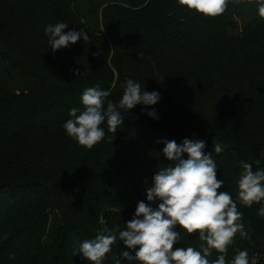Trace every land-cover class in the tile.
Here are the masks:
<instances>
[{
	"label": "trees",
	"instance_id": "obj_1",
	"mask_svg": "<svg viewBox=\"0 0 264 264\" xmlns=\"http://www.w3.org/2000/svg\"><path fill=\"white\" fill-rule=\"evenodd\" d=\"M57 22L90 39L53 52L44 30ZM127 79L159 92L158 103L118 109L124 124L116 133L102 124L105 138L91 150L66 134L86 88L110 90L107 99L118 104ZM153 110L158 119L147 115ZM185 138L206 142L220 191L234 200L241 162L264 168V19L256 0H229L218 17L177 0H0V264H89L75 249L102 221L117 236L125 229L137 203H150L157 167L171 163L163 141ZM237 206L248 236L237 234L226 260L247 250L264 264V202ZM176 230L174 247L199 249L198 234ZM121 251L128 249L117 239L103 264H115Z\"/></svg>",
	"mask_w": 264,
	"mask_h": 264
},
{
	"label": "clouds",
	"instance_id": "obj_2",
	"mask_svg": "<svg viewBox=\"0 0 264 264\" xmlns=\"http://www.w3.org/2000/svg\"><path fill=\"white\" fill-rule=\"evenodd\" d=\"M177 3L205 17H218L227 10L229 0H177ZM256 3L258 15L264 19V0ZM68 27L64 22H57L45 28L53 52L77 43L81 37L84 41L90 39L85 30L65 31ZM74 75H79L78 70ZM121 87L123 92L118 104L107 99L110 90H102L99 85L86 88L81 96L83 110L71 109V118L63 124L66 134L91 150L105 138L102 124L106 123L112 133L124 124L118 109L130 111L139 104L152 106L160 100L159 92L145 91L133 79H127ZM147 115L158 119L155 110L148 111ZM163 143V155L171 163L157 167L146 190L150 203H137L132 219L124 230L118 231V236L107 226V221H102L104 226L95 238L81 242L73 255L79 254L89 264H103L119 239L128 251H121L119 258L114 255L115 264H121V259L129 264H256L255 258L250 260L247 250H237L230 262L226 256L237 234L241 238L248 236L237 200L246 207L264 202V168L253 170L251 164L241 162L242 171L236 181L237 200H234L228 191H220L224 181L217 177L213 153L204 151L205 141L185 138L182 144L174 140ZM213 145L215 154L223 152L225 146L214 138ZM156 201L159 203L153 208L151 202ZM257 214L264 217V206ZM177 226L189 235L198 234L202 242L199 249L174 247L181 239ZM213 250L219 255L210 261L208 257Z\"/></svg>",
	"mask_w": 264,
	"mask_h": 264
}]
</instances>
